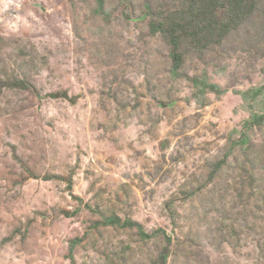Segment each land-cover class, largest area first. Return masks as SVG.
Here are the masks:
<instances>
[{
    "label": "rangeland",
    "instance_id": "rangeland-1",
    "mask_svg": "<svg viewBox=\"0 0 264 264\" xmlns=\"http://www.w3.org/2000/svg\"><path fill=\"white\" fill-rule=\"evenodd\" d=\"M145 3L0 0V264H150L167 247V264H264V123L231 150L251 117L237 92L264 86V0L187 58L183 75L227 90L199 98ZM112 214L172 242L96 225Z\"/></svg>",
    "mask_w": 264,
    "mask_h": 264
},
{
    "label": "trees",
    "instance_id": "trees-1",
    "mask_svg": "<svg viewBox=\"0 0 264 264\" xmlns=\"http://www.w3.org/2000/svg\"><path fill=\"white\" fill-rule=\"evenodd\" d=\"M150 1L152 0H146L145 3L148 14L154 18L149 28L153 35H159L170 48L173 77L190 79L197 98L205 97L208 93L218 96L226 93L227 90L210 82L207 75L192 78L183 75L184 65L191 55H203L210 47L221 45L233 30L249 21L258 8L259 0H167L168 3L154 0L156 11L153 10ZM99 6L104 7V0H99ZM237 93L241 95L245 104L252 105L251 117L244 123L243 131L235 130L240 134V138L233 141L231 150L237 145L245 147L250 141L248 132L264 123V86ZM257 106L260 107L259 110L256 109ZM228 153L225 158L228 157ZM225 164L226 159L210 164L212 170L210 177L205 179L207 184L217 176ZM202 189L203 187L198 188L199 191ZM188 195L194 196L195 190L189 189ZM96 225L124 229L137 227L140 237L144 240L152 239L161 233L164 242L168 244L172 242L164 230L149 235L139 224L131 219L123 220L116 214L104 216L102 222ZM169 255V248H162L160 254L152 259L150 264H167Z\"/></svg>",
    "mask_w": 264,
    "mask_h": 264
},
{
    "label": "bare ground",
    "instance_id": "bare-ground-1",
    "mask_svg": "<svg viewBox=\"0 0 264 264\" xmlns=\"http://www.w3.org/2000/svg\"><path fill=\"white\" fill-rule=\"evenodd\" d=\"M8 16H9V13H8ZM10 16H12V15H10Z\"/></svg>",
    "mask_w": 264,
    "mask_h": 264
}]
</instances>
